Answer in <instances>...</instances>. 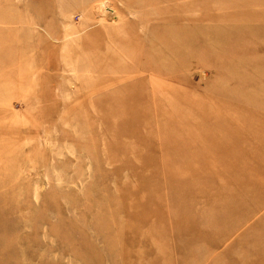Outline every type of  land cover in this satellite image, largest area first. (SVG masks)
<instances>
[{
	"label": "rangeland",
	"instance_id": "1",
	"mask_svg": "<svg viewBox=\"0 0 264 264\" xmlns=\"http://www.w3.org/2000/svg\"><path fill=\"white\" fill-rule=\"evenodd\" d=\"M0 264H264V0H0Z\"/></svg>",
	"mask_w": 264,
	"mask_h": 264
}]
</instances>
